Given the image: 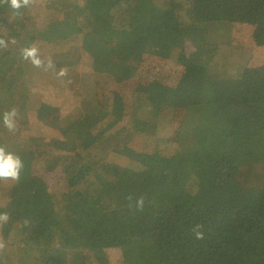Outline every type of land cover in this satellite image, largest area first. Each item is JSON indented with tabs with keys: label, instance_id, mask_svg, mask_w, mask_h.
<instances>
[{
	"label": "trees",
	"instance_id": "1",
	"mask_svg": "<svg viewBox=\"0 0 264 264\" xmlns=\"http://www.w3.org/2000/svg\"><path fill=\"white\" fill-rule=\"evenodd\" d=\"M73 1L35 0L19 13L0 12V37L16 41L0 49V145L23 163L35 164L31 154L38 162L51 163L47 171L55 170L45 172L54 180L48 184L21 175L19 181H0V197L8 196L0 199V213L10 217L0 227V239L27 264H53L55 255L73 246L88 254L117 250V264H264V95L245 77L255 69L249 59L234 74L227 70L234 64L228 63L229 48L221 42L226 32L251 38L248 28L257 32L264 0ZM51 7L55 14L59 11V19L43 17L42 11ZM29 19L32 29L26 26ZM222 29L228 30L218 35ZM120 40L128 42V52L119 47ZM33 46L39 53L65 51L54 61L55 69L47 71L57 75L67 69L59 78L68 85L62 93L71 105L70 100L52 104L50 121L42 118L29 89L34 66L21 55L23 48ZM180 54L190 62L205 55V61H216L214 70L201 63L203 90L189 94L184 103L175 100L180 74L169 69ZM7 59L14 65L1 77ZM85 62L87 70L77 68ZM143 74L159 77L153 93L159 111L150 103L139 110L129 104L134 92L128 85L135 81V95L142 94L139 103L147 101L143 93L150 79H142ZM243 84L249 85L244 91ZM13 108L15 133L3 124V114ZM137 116L151 128L141 130L143 138L129 132L120 136L125 130L121 125L100 142L103 124L130 125ZM173 124L188 132L187 139L167 137ZM161 144L171 146L167 157L156 152ZM116 157L123 158L114 167L110 164L115 160L109 159ZM158 159L159 168L150 166ZM129 195L145 197L142 212L129 209ZM80 200L110 216L109 233L87 232L77 211L71 212ZM186 214L204 226L202 240L191 232L195 224L174 230L173 218ZM168 216H173L167 246L173 258L159 240L161 221ZM134 249L143 255H132ZM101 261L96 264H109ZM76 264L89 263L83 259Z\"/></svg>",
	"mask_w": 264,
	"mask_h": 264
},
{
	"label": "rangeland",
	"instance_id": "2",
	"mask_svg": "<svg viewBox=\"0 0 264 264\" xmlns=\"http://www.w3.org/2000/svg\"><path fill=\"white\" fill-rule=\"evenodd\" d=\"M80 0H74L76 4L79 3ZM159 1V0H155ZM161 1V0H160ZM186 1V0H185ZM72 2V3H73ZM0 12L3 14H9L12 12V14L15 12L6 6L2 7ZM59 11L55 14V8L51 7L45 9V11H42L43 17L50 18L52 19H59ZM61 18V17H60ZM256 24L259 26L257 28V32L254 30L252 31L250 28H248V33L250 34L251 38L249 36H245L244 34L242 36H239L235 32H226L221 35L222 38V43L224 44L225 48H229L227 50V53L225 54V57L227 58L228 63L232 60V63L234 64V68L231 69L229 66L227 70L231 71L232 74L236 72V69L241 68L243 64L246 62V59L250 60V67L254 68V72L252 70H249L245 72V77L249 81V85L252 88L259 89L262 94L264 95V17L257 18ZM28 28H34V23L29 19L28 25H26ZM229 29V28H228ZM228 29H222L218 32V35L226 31ZM255 32L257 35H254ZM220 40V39H219ZM129 42V38L127 39ZM124 40H120L119 47L124 50V52H128L127 50V43ZM234 47V48H233ZM234 52H233V50ZM22 51V50H21ZM62 53V52H61ZM59 54V51H47L46 53H40L42 58H47L51 57L53 62L54 61H59L60 55L62 56L65 51L62 54ZM126 58H131L132 55L130 53L125 54ZM85 57V56H84ZM197 57L195 55L194 59ZM207 55L204 56V58L198 60V61H191L192 59H184V55L180 54L177 61L174 63H171L172 65L169 66V69L171 70H176L180 74V79L181 82L179 83V90H178V96L175 99L179 103H184L185 100L189 99V94L190 95H198L200 93V90H203V85L199 79V76L201 74V69L200 66L201 63H210L209 61H205V58ZM9 60V59H7ZM203 60V61H202ZM216 61H212L210 63V67L213 66V70L215 69L214 64ZM8 66L2 72L1 77L5 74L6 70L8 68H11L14 63L12 60H9L7 63ZM89 65L85 62L84 64L78 66L77 68L80 70H87ZM166 68H160L156 69V67H153V71H166L169 70ZM32 72L35 73L33 76L31 82L29 83V89L32 94V97L34 101L38 103V106L41 107L42 113L41 116L45 120H51L53 118V112H51L50 107L52 104L58 103V102H65L69 101L71 98H67L66 95L64 96L62 92L66 90L68 85L66 83L61 82L60 78L56 74H52L51 71H45L43 68L42 69H37L36 67L32 68ZM237 74H239V70H237ZM163 74L159 77H161ZM157 76H146L145 74L142 75V79H150V83L148 86V90L144 92L145 100L143 103H139V99L142 94H136L135 95V90H136V81L133 83V85H128V91L129 92H134L129 104H133L134 108L139 110V108H143V106L146 108V103H150L152 105V108H154L155 111H159L160 105L155 99V83L157 82ZM235 77H239V75H236ZM163 78V77H162ZM179 79V78H178ZM177 79V80H178ZM145 80V79H144ZM232 80V79H231ZM139 84H143V81H140ZM138 85V83H137ZM248 85V86H249ZM244 88L241 90L244 91L248 88V86L245 87V85H241ZM256 89L254 90L255 93L257 92ZM240 89H238L239 91ZM252 92V91H251ZM67 94V92H66ZM244 95V94H243ZM259 95V96H263ZM66 99V100H64ZM138 99V100H136ZM83 99H78L77 102L81 103ZM159 101H166V98H161ZM173 101L171 99H168L167 102ZM68 104L71 105V100L68 102ZM75 104V100H74ZM235 106H233L231 111H234ZM121 125H125V130H121V135H125L124 133L129 132L131 135L137 136V139L143 138L141 134V130H143L145 133L151 130V128L144 127L142 120L140 117H136L132 121L130 125L126 124L125 122L119 123L117 126H113V124H110V126H107L106 124H103V126L99 129V131H102V137L100 138V142L103 143L104 140H106L108 137H110L113 131H116ZM174 127V128H172ZM169 131L167 133V137H169L170 140L173 138H179L182 137L183 140L187 139L185 134L188 132L184 130L182 126H180L178 129L175 127L173 124ZM133 140V139H132ZM54 140H51L50 143H53ZM165 143V140H164ZM171 144V143H170ZM168 144H161L159 148L156 147V152L161 156V157H167V151L168 154L171 151V146ZM114 155V154H110ZM29 158L33 159L34 165L30 166L29 161L26 160L24 164V170L21 172L22 177H39L42 178L46 184H48L50 181H54L51 177H46L44 176L45 172H50L51 174H55V170L47 171L50 168L51 163L45 165L42 162L36 161L31 154L28 155ZM123 157H116V158H111L109 160H115L112 162L110 165H113L114 167L118 164L117 162H120V159ZM127 159L125 158V162ZM158 160L153 161L150 163V166L159 168L161 166V163L158 162ZM116 163V164H114ZM35 171V172H34ZM90 184V181H89ZM98 187L96 191H99L101 184H97L95 188ZM7 188V187H5ZM2 191L0 190V195ZM60 195L63 193L62 190H59ZM13 194V193H11ZM96 194V193H95ZM8 196L3 195L0 197V199H6ZM59 198V196L57 197ZM78 207L77 209H71V212L76 213V219L81 222V224L86 228L87 232L93 233V234H104V233H109L111 230V221H110V216L104 215L98 211V209L95 207V205L91 201H86V200H80L78 202ZM173 216H168L165 220H169L167 224H164L162 226L163 221H161V233H160V243H162L163 251L166 254L168 258H173L171 248L169 249L167 246L169 244L168 239L171 237L170 236V224H173V221H171ZM175 221V226L174 230L178 231L180 228L188 226V225H194L199 223V220H197L196 216L193 215H183L179 219L176 217L173 218ZM140 246H136L138 249ZM16 248L10 247L5 243V248L0 251V264H27V262L24 260V258L20 255L18 251L15 250ZM137 249H134L132 251V255L135 256H141L143 253ZM60 254V257H59ZM118 255H120L119 251L117 250H102L98 251L95 253H85L81 249L73 246V247H68L64 249V251H60L57 255H55L54 258H58L56 262L53 264H76L79 261H82L83 259L87 261L89 264H96L101 260H106L109 262V264H117L118 263ZM49 261H44L42 264H48ZM102 262V261H101Z\"/></svg>",
	"mask_w": 264,
	"mask_h": 264
},
{
	"label": "clouds",
	"instance_id": "3",
	"mask_svg": "<svg viewBox=\"0 0 264 264\" xmlns=\"http://www.w3.org/2000/svg\"><path fill=\"white\" fill-rule=\"evenodd\" d=\"M35 3V0H0V7L6 6L7 8L19 13L21 9L29 8ZM9 43L15 44L16 41L13 39L11 41H6L4 38L0 37V49H6L9 46ZM21 55L24 60L30 61V63L36 68H43L45 71L55 69V64L51 57L42 58L38 48L36 47H25L21 51ZM67 74V69L61 68L58 76L63 77ZM17 116V111L15 108L10 111H6L3 114V124L5 128L11 132L15 133L17 126L15 122V117ZM24 167L21 157L17 154H14L10 151H7L6 148L0 145V181L11 180L19 181L21 171ZM128 207L130 210L134 209L135 211L142 212L145 207V197L143 195L133 198L129 195ZM10 217L6 212L0 213V227L8 223ZM26 225L28 221L24 222ZM202 224H195L191 228V232L194 235V238L197 240H202L204 238ZM5 248V242L0 239V251Z\"/></svg>",
	"mask_w": 264,
	"mask_h": 264
}]
</instances>
